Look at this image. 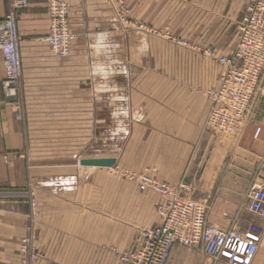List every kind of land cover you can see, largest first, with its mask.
Here are the masks:
<instances>
[{
    "label": "crops",
    "instance_id": "1",
    "mask_svg": "<svg viewBox=\"0 0 264 264\" xmlns=\"http://www.w3.org/2000/svg\"><path fill=\"white\" fill-rule=\"evenodd\" d=\"M26 1L17 15L22 120L1 90L0 52V189L29 185L33 203L0 199V264H19L31 211L33 243L43 256L33 264H121L122 252L140 246L141 230L158 222L161 201L129 173L183 183L184 196L206 202L207 220L222 229L233 221L262 223L245 209L243 193L264 181V73L231 133L205 129L207 92L223 67L201 49L233 52L249 0H125L129 17L185 45L122 29L108 0H64L75 37L63 58L44 40L49 0ZM10 2L0 0V18ZM100 158L114 164L79 162ZM166 264L226 263L176 244Z\"/></svg>",
    "mask_w": 264,
    "mask_h": 264
},
{
    "label": "built area",
    "instance_id": "2",
    "mask_svg": "<svg viewBox=\"0 0 264 264\" xmlns=\"http://www.w3.org/2000/svg\"><path fill=\"white\" fill-rule=\"evenodd\" d=\"M26 0H11L8 12L0 18V52L5 76L1 90L18 120L23 119L22 57L17 15ZM116 20L123 26L146 29L132 24L124 15L125 7L117 0L114 7ZM70 6L64 0H49L47 13L49 30L44 40L57 57L71 53L74 34L69 27ZM238 37L229 55L212 56L222 65L223 72L215 87L207 92L210 108L205 119V129L212 134H229L241 122L253 96L260 90L264 73V0H249L237 22ZM260 133V127L254 137ZM143 190L160 195L156 206L159 220L141 230V244L119 255L121 264H166L171 249L181 244L196 249L213 262L226 264H251L263 242L264 224L249 220L244 227L235 221L222 229L207 220L208 204L184 196L188 187L160 180L146 173H129ZM26 199L33 203V193L28 185L23 189H0V199ZM245 209L264 221V181L249 186L243 193ZM25 233L20 238L19 264H33L40 256L34 246L33 212L28 215Z\"/></svg>",
    "mask_w": 264,
    "mask_h": 264
},
{
    "label": "rangeland",
    "instance_id": "3",
    "mask_svg": "<svg viewBox=\"0 0 264 264\" xmlns=\"http://www.w3.org/2000/svg\"><path fill=\"white\" fill-rule=\"evenodd\" d=\"M123 3H124V7H125V11H124V15L126 16V18L132 23V24H137V25H143L144 27H146V29H142V28H137V27H134V26H130V27H126V26H123L122 24H120L116 18H115V13H114V18L116 20V22L122 27V29H125L126 31L129 29H133V30H136V31H140V32H144V33H147V34H153V35H157V36H164L168 39H170L171 41L177 43V44H180V45H185L186 43H184L183 40H180V39H177L175 36H172L168 30L166 29H160V28H156L154 26H152L151 24L149 23H145L144 20L142 19H139V18H131L129 17V12H130V6L126 3L125 0H121ZM142 2H144V0H140ZM162 1V0H153V6L155 4H159V2ZM108 2L110 3V5L112 6L113 10L115 9L114 7L116 6V3H117V0H108ZM195 49H197L196 47H193ZM212 52V50L208 49V48H205V49H201V53L203 55H207L208 56V53L209 52ZM32 190V189H31ZM33 193V192H32ZM263 224H264V221H261ZM37 250V249H36ZM38 252V251H37ZM39 253V252H38ZM39 258H42L43 256L39 253ZM36 259V260H37ZM35 260V261H36ZM34 261V262H35ZM33 262V263H34ZM253 264H264V238H263V242H262V245L260 247V250L254 260V263Z\"/></svg>",
    "mask_w": 264,
    "mask_h": 264
},
{
    "label": "water",
    "instance_id": "4",
    "mask_svg": "<svg viewBox=\"0 0 264 264\" xmlns=\"http://www.w3.org/2000/svg\"><path fill=\"white\" fill-rule=\"evenodd\" d=\"M82 165H99V166H111L114 164L113 158H100V159H81Z\"/></svg>",
    "mask_w": 264,
    "mask_h": 264
}]
</instances>
